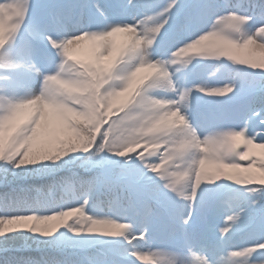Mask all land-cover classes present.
Segmentation results:
<instances>
[{
    "label": "snow or ice",
    "instance_id": "1",
    "mask_svg": "<svg viewBox=\"0 0 264 264\" xmlns=\"http://www.w3.org/2000/svg\"><path fill=\"white\" fill-rule=\"evenodd\" d=\"M0 264H264V0H0Z\"/></svg>",
    "mask_w": 264,
    "mask_h": 264
},
{
    "label": "trees",
    "instance_id": "2",
    "mask_svg": "<svg viewBox=\"0 0 264 264\" xmlns=\"http://www.w3.org/2000/svg\"><path fill=\"white\" fill-rule=\"evenodd\" d=\"M61 193H57V195L59 196ZM25 255H29L28 253H25ZM30 255H32V256H37L38 257V254L37 253H31Z\"/></svg>",
    "mask_w": 264,
    "mask_h": 264
}]
</instances>
